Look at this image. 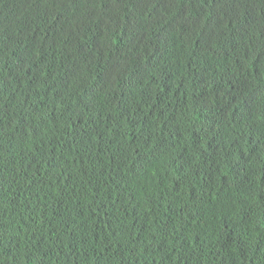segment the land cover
Listing matches in <instances>:
<instances>
[{"label":"trees","instance_id":"16d2710c","mask_svg":"<svg viewBox=\"0 0 264 264\" xmlns=\"http://www.w3.org/2000/svg\"><path fill=\"white\" fill-rule=\"evenodd\" d=\"M0 264H264V0H0Z\"/></svg>","mask_w":264,"mask_h":264}]
</instances>
